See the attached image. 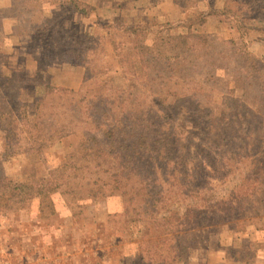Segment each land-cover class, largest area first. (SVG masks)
<instances>
[{
	"label": "rangeland",
	"instance_id": "rangeland-1",
	"mask_svg": "<svg viewBox=\"0 0 264 264\" xmlns=\"http://www.w3.org/2000/svg\"><path fill=\"white\" fill-rule=\"evenodd\" d=\"M81 1L93 7L85 17L72 13L62 15L59 0H16L17 22L11 26L14 47L0 46V73L10 77L16 75L9 84L0 82V93L23 89L30 113L36 112L35 99L43 98L46 103L39 114L41 119L35 117L34 122L40 124L43 119L40 124L43 133L54 129L49 122L56 127L64 125L65 131L62 138L53 139L48 142V148L36 153L27 142V133L20 134L21 126H16L14 138L8 140L0 125V175L21 181L44 178L63 182L72 191L64 195L52 194L56 216H48V209L39 212L38 203L34 201L31 207L19 212L20 216L12 213L0 220V264H141L139 256L156 263L157 254L171 264H264L263 213L260 214H263L262 218L248 220L246 217L237 222L236 229L222 225L212 233V230L197 231V244L188 248L185 262L181 260L182 255H175V237L163 229L177 221L179 232H173V235L180 237L184 230L181 223L185 218L184 211L176 220L172 219L173 211H181L192 203L210 202L214 206L221 201L227 202L233 191H250L255 184L251 180L245 181L246 175L252 174L251 179H264V164H258L256 170L243 160L256 155L264 162V8L259 10L262 18L243 19L245 32L241 34L237 19L241 15L253 17L256 6L252 0H227L231 10L224 17L210 14L202 23L198 13L207 9L210 0ZM215 3L221 7L224 2L217 0ZM97 25L94 39L80 34ZM34 26L53 32L57 42L61 37L58 31L78 32L70 33L68 37H73L68 41L73 40L74 45L84 42L94 45L95 42L96 47L85 56L80 50L75 57L66 55L38 69L34 60L39 56L36 48L45 41L36 36L38 40L28 43V34ZM186 26L191 27L190 32ZM175 34H188L194 48L171 61V67L165 64L166 59H159L158 53L144 62L140 54L143 51L135 48L153 45L161 38V42H166L165 39ZM29 48L34 49V53ZM41 61L48 60L41 57ZM83 64L88 65V75L82 85ZM114 70L120 73L113 74ZM54 76L62 77L68 85L61 86L62 80L56 82ZM45 85L60 90L61 94L45 96ZM70 91L78 92V95H72ZM127 93L132 96L126 98ZM97 94L115 103L112 117L121 119L125 100L132 101V108L137 109L132 116L135 128L145 133L153 122V129L168 124L169 128L174 127L181 141L185 129L205 125L210 113L214 125L222 124L223 110L234 119L237 115H247L245 104L251 111H260V115L258 118L248 115L239 122L235 119L233 130L226 131L227 138L246 139L250 133L252 135L249 148L240 151L235 150V146L229 147L228 174L221 177L217 173L211 180L200 177L197 180L199 186L195 188L198 193L188 197L181 196V191L187 189L177 187V177L168 174L166 177L175 186L165 192L170 198L167 203L165 194L163 197L154 196V193L147 197L141 192L136 195L132 189V175L131 179H126L127 165L123 161L116 162L115 156H104L112 162L110 168L115 170L110 174L98 173L99 168H93L92 164L91 168L85 169L88 167L86 160L90 158H82L84 128L96 127L92 119H87L88 114L106 111L103 105L97 109H94L96 103L91 104L93 109L88 105L98 98ZM149 106L152 108L147 111L151 113L141 115L139 109L146 110ZM112 117L106 114L103 125L112 123ZM138 122L141 125L136 124ZM127 126L129 122L117 124L118 128L126 127V130ZM192 141L200 142L197 138ZM71 154L74 155L70 157ZM242 160L244 162L239 164ZM106 165L102 169L112 171ZM112 174L126 180L114 185L110 181ZM97 177H103L105 184L108 183L107 190L114 187L113 195L85 200L84 182ZM157 183L163 190L168 188L161 178ZM160 198L162 201L158 202ZM181 199L185 201L181 202ZM260 199L264 200V195ZM190 239L182 245L192 243Z\"/></svg>",
	"mask_w": 264,
	"mask_h": 264
},
{
	"label": "trees",
	"instance_id": "trees-1",
	"mask_svg": "<svg viewBox=\"0 0 264 264\" xmlns=\"http://www.w3.org/2000/svg\"><path fill=\"white\" fill-rule=\"evenodd\" d=\"M215 1L217 0H210L207 9L198 13L200 23L203 22V18L210 14L224 17L231 10L227 5V0H223L224 3L221 7L217 6ZM237 1L240 2L241 0ZM252 1L256 6V10L252 12V14H254L253 17H250L251 15L246 17L241 15V18L237 19V28L241 34L245 32L243 30V19L253 18L255 20L263 17L261 13H259V10L264 8V6H262L264 0ZM59 5L62 9V15L64 16H68V14L72 13L85 17L89 15L88 13L90 10H93L92 5L81 0H59ZM233 13H235V11H233ZM43 18H46V16ZM54 20L55 19H52V21ZM32 28L33 29L28 34V43L29 41L36 40V36L45 41L41 47L36 48L39 56H35L34 60L37 62L38 69L43 68L45 65H50L54 61L61 60L66 55L69 57H75L76 53L81 52L80 50L83 51L82 56H85L89 51L96 47L95 42L94 45H87L85 42L80 45H74L72 42L73 40H70L73 44L70 43L68 40L73 37V34H79L78 32L58 31L61 34V37H59L60 39L57 42L53 38V32H49V30L45 31L43 29L38 30L35 26ZM97 28L98 25L97 27L84 29L80 34L87 36L89 39H94V35H97L98 32ZM186 29H188L189 32L191 31L190 26H186ZM70 33L72 35L68 37ZM170 36L169 39H165L166 42H161V40H163V38H161L153 45H141L138 47L136 46L135 48L143 51V53L141 52L140 54L142 55L144 62H148L154 53H158L159 59H166L165 64L168 67H171V65H173L171 61L175 60V58H180L186 51H193L194 45L191 44V39L188 34H175ZM208 37L210 36L208 35ZM96 38L100 39V36H96ZM159 42L162 44L159 45ZM223 44L227 45L228 42H223ZM32 48L34 47L32 46ZM32 50L29 48V51L34 53V49ZM242 53L246 57H251L247 52ZM41 57L48 61H41ZM254 61L256 60L254 59ZM83 66L85 72L82 78V85L85 83V79L88 75L86 73L88 65L83 64ZM114 73L118 74L120 72L114 70L113 74ZM108 77H110V75ZM15 78V73L12 74L11 77L0 73V82L3 83L9 84L11 81L15 80ZM45 92V96L55 93L61 94L59 93L60 90L51 85H45ZM70 93L72 95H78V92L70 91ZM96 96H98V98L92 99L88 105L91 109H93V106L91 105L93 103H96L94 109L100 108L103 105L104 108L106 107V111L97 115L94 111L88 114L87 119H92V122L96 124V127L95 129L84 128L83 138H85V140L84 142H81V146L85 150H82L84 151L82 158L89 157L90 159L86 160V162H88V167L83 168L88 170V168H91L89 166L92 164L93 168H99L98 173L109 172L110 174L115 170L110 168L112 162L104 159V156H115L113 159L116 162L120 163L123 161V163L127 165L126 170L128 177H126V179H131L130 176L132 175V189L136 192L135 194L137 195V193L141 192L147 197L152 196L153 193L154 196L159 195L163 197L165 192H168V189L174 188L175 183L166 177L168 174L177 177L176 181L178 182L177 187L179 189H187L186 191H181L182 197H188L198 193L195 188H198L199 186L197 180L200 177L206 180H211L217 173L220 174L221 177L225 176L224 173L228 174V164L231 163L228 159L229 154H231L229 147L235 146V150L240 151L249 148L251 146L249 142L252 135L250 133L246 139H239L234 136L227 138L226 131L233 130V120L235 119L239 122L240 120H245L248 115L257 118L260 115V111H251L245 104L247 115L246 113L244 115H237L234 119L230 118L228 113L223 110L220 119L222 124L214 125V118L210 113V117H208L209 121L205 125L199 127L192 125V129H185L183 131L185 137L181 141V139L175 134L174 127L169 128L168 124L165 125L167 127L161 124L157 129H153L155 126V123L153 122L145 133L140 132V130L135 128V123L134 125L132 124V116L133 114H136L135 112L137 109L134 110L132 108V101L125 100V107L122 108L123 111L121 113L122 118L119 119L114 116L112 117L111 112L115 103L109 102L108 98L103 95L97 94ZM130 96H132L131 93L126 94V98H130ZM27 102L28 100L25 97L23 89H10V91L0 93V125L5 132L6 139L8 140L14 138V130L17 129L16 126H21L19 131L20 134L27 133L25 137L31 149L36 153H40L48 148L49 143L53 139H60L64 136V125L56 127L54 123L49 122L48 124L54 127V129L47 133H43L44 129L40 128L43 119L39 122L40 124H37V122H34V120H36L34 118L39 117V119H41L39 114L41 113V110L44 109L46 102L43 101V98L35 99L34 104L36 112L34 113L29 112V104ZM134 102L135 101L133 100V104ZM134 107L137 108L136 105ZM151 108L152 107L149 106L146 110L139 109L141 111L140 113H142L141 115H149L151 112L147 110H150ZM157 112L159 111L157 110ZM106 114H108L109 118L112 117V123H105L103 125V119ZM164 118L165 117L163 116V119ZM76 121L78 122L77 119ZM141 121L142 120H140V122ZM126 122H129L127 130L126 127H117V124ZM140 122L136 124L141 125ZM30 131H34V133L32 132L31 134ZM132 135H134V138H132ZM192 138H197L200 142L192 141ZM73 155L74 154H71L70 157ZM243 160L249 162L250 166L256 170H258V164H264L262 160L256 158V155L243 158ZM243 160L239 161V164L244 162ZM106 163V167L112 171H105V169H102ZM217 164L220 166H217ZM89 171L91 172V170ZM251 176L252 174L246 175L245 181H253L255 187L250 191H233L227 202L221 201L214 206L211 205L210 202L203 204L192 203L191 205H188L189 207L187 206L181 211H173L171 213L172 219L175 220L179 219V215L183 211L185 217L181 221L183 224L182 229L184 230L179 234L180 237L173 235V232H179L177 230L180 226L177 221L176 224L171 227L163 226L164 230L170 232L169 236L175 237V255L177 254L180 257L182 255L181 260L185 262L186 251L188 248H193V246L197 244V231L212 230L210 231V233H212L213 231H218V228L222 225L227 226L230 229H236V223L241 222L246 217L248 220L262 218V215L264 214V200L260 198L264 195V190L262 189L264 187V179H251ZM102 178L103 177L86 179V182H84L86 186V189H84L85 200H95L97 196L107 198L113 195V192L115 191L114 187L107 190L106 187L109 185L108 183L105 184ZM159 178L163 180V184H167L168 188L166 187V189L163 190L161 185L158 186L157 182L159 181ZM111 179L112 180L110 181H112L114 185H119L122 180H126L123 177L113 174L111 175ZM188 179L191 181L187 182ZM56 192L61 195L69 194V192L72 193V191H69V186L63 182L44 180V178L39 180L30 178L29 181H21L0 175V220L12 213H17L20 216L19 212L31 207L34 201H37L38 203L39 212L48 209V216H56V206L51 198L52 194ZM169 193L171 194V191ZM165 195L167 198L166 202L169 203V195ZM134 199L135 197L132 198V201ZM145 200L146 199H142V202ZM161 201L160 198L158 202ZM183 201H185V199H181V202ZM244 205L247 206L244 207ZM68 208L72 210L71 207L68 206ZM261 213L263 214L260 215ZM249 215H251V217H248ZM233 220H235V222ZM189 237L191 238L190 240L192 243L182 245L183 243H187ZM167 243L171 245L168 240ZM156 256V263H153L152 261L147 262L143 256H139V260L141 261V264H171L167 262L161 254H157Z\"/></svg>",
	"mask_w": 264,
	"mask_h": 264
},
{
	"label": "crops",
	"instance_id": "crops-1",
	"mask_svg": "<svg viewBox=\"0 0 264 264\" xmlns=\"http://www.w3.org/2000/svg\"><path fill=\"white\" fill-rule=\"evenodd\" d=\"M16 0H0V46L3 47H14L12 41L14 40L13 31L11 26L13 27L14 24H16V18H15V6L14 2ZM51 8V7H49ZM82 17V16H81ZM14 49V48H12ZM53 80L56 82H59V80H62L61 78H57L56 76L53 77ZM82 80V79H81ZM67 81V80H66ZM65 81V82H66ZM61 86H67V82L64 83V80L62 82H59ZM74 87V86H73Z\"/></svg>",
	"mask_w": 264,
	"mask_h": 264
}]
</instances>
